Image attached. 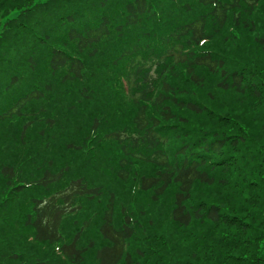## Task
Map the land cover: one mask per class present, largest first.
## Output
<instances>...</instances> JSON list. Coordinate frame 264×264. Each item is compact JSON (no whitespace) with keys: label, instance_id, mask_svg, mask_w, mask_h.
Wrapping results in <instances>:
<instances>
[{"label":"trees","instance_id":"16d2710c","mask_svg":"<svg viewBox=\"0 0 264 264\" xmlns=\"http://www.w3.org/2000/svg\"><path fill=\"white\" fill-rule=\"evenodd\" d=\"M262 30L259 0H0V264H264Z\"/></svg>","mask_w":264,"mask_h":264},{"label":"snow or ice","instance_id":"6c2138e0","mask_svg":"<svg viewBox=\"0 0 264 264\" xmlns=\"http://www.w3.org/2000/svg\"><path fill=\"white\" fill-rule=\"evenodd\" d=\"M41 2H43V0H41ZM259 2L261 4H264V0H259ZM249 7H252V5L249 4ZM251 36L253 37V42L254 43L255 42H258L259 44L264 45V30L260 31L259 34H258V36H257V33L255 31H253L251 33ZM196 39L198 40V43L199 44H201V45L205 44V40L200 39L199 37H196ZM201 62L203 63L204 61H201ZM209 66H211V65H209ZM69 147H71V143H69ZM155 183L159 184V181H155ZM166 186L167 185L161 186L160 191L162 192L163 191V187H166ZM147 187H150V185H148ZM185 192H187V189H185ZM156 195H157V193L153 192L151 198L154 200L155 197H156ZM187 199H188V197H187V195H185L183 197H180V199L176 201V204H175V207H174V211H173L174 218L181 219V218L184 217V214L186 212V209L181 204L180 201L181 200H187ZM51 203H52L51 201H44L43 203H41L39 205L40 209L43 212V215H42L41 219H44V220L48 219V211H49V208L51 206ZM45 205H49V208H45ZM144 212H145V210L144 209H141V215H143ZM147 222L148 223H151L152 222V217L151 216L148 217V221ZM184 222L186 223L187 221L184 220ZM106 264H107V262H106ZM129 264H131V258L130 257H129Z\"/></svg>","mask_w":264,"mask_h":264},{"label":"rangeland","instance_id":"374dc122","mask_svg":"<svg viewBox=\"0 0 264 264\" xmlns=\"http://www.w3.org/2000/svg\"><path fill=\"white\" fill-rule=\"evenodd\" d=\"M90 178L94 181L102 183L107 188V193H112V179L107 173H102L100 171H90Z\"/></svg>","mask_w":264,"mask_h":264}]
</instances>
